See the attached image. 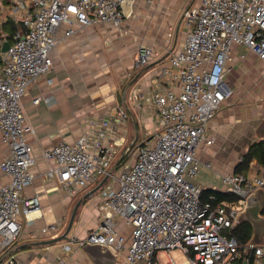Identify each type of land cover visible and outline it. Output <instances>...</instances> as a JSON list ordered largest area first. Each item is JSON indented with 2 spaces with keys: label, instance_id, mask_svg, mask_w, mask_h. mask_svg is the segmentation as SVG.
<instances>
[{
  "label": "built area",
  "instance_id": "built-area-1",
  "mask_svg": "<svg viewBox=\"0 0 264 264\" xmlns=\"http://www.w3.org/2000/svg\"><path fill=\"white\" fill-rule=\"evenodd\" d=\"M137 1L10 0L11 20L25 30L14 34L6 52V41H0V133L9 149L0 163L6 178L0 177V264H26L12 249L21 237L22 220L31 222L40 209L38 195L24 196L37 178L32 171L37 158L28 140L34 130L25 115L24 97L39 77L50 73L52 51L60 43L78 28L120 27L133 17ZM184 22L186 38L158 77L161 83L176 84L179 92L162 86L135 88L129 94L131 104L150 112L157 126L145 134L133 164L127 167L125 162L118 174H110L129 142V112L117 109L89 119L75 143L44 151L49 164L44 178L75 193L108 176L101 188L100 222L79 244L104 247L120 264H264V243L243 245L233 234L249 197L264 192V167L252 162L247 174L222 176L219 192L235 197L233 201L211 196L203 202V190L192 182L201 171L196 150L214 142L209 124L233 96L226 77L234 47L246 46L264 62V0H200L185 11ZM154 57L152 46L140 45L134 69L149 66ZM41 101L51 103L48 98L33 103ZM119 224L129 235L121 233ZM59 229L50 225L42 233L57 234ZM64 249L69 252L71 247ZM171 252L184 260L176 261Z\"/></svg>",
  "mask_w": 264,
  "mask_h": 264
},
{
  "label": "crops",
  "instance_id": "crops-1",
  "mask_svg": "<svg viewBox=\"0 0 264 264\" xmlns=\"http://www.w3.org/2000/svg\"><path fill=\"white\" fill-rule=\"evenodd\" d=\"M150 1H137L133 17L118 28L105 24L78 28L76 35L52 51V70L39 77L24 97L25 115L34 130L28 140L37 158L32 168L37 178L24 190V196L38 195L40 203L31 222L22 220L21 237L12 249L13 255L26 264L106 262L102 250L92 248L90 253L87 251L90 248L79 244L100 222L101 189L91 193L102 180L88 189L67 192L56 180L49 182L44 178L49 164L42 153L62 142L75 143L86 131L89 119L105 117L117 109L129 112L128 140L132 138V126L137 140L138 127L144 128L145 133L156 130L153 115L144 108H135L129 94L135 88L154 90L162 86L179 92L176 84L169 85L166 80L161 83L158 77L162 67L169 63L171 53L179 51L186 38L183 34L187 31H180L181 26L186 27L181 20L184 21L185 11L195 6L196 0L187 7V0ZM9 2L0 0V25L12 16ZM59 35H63V29ZM142 44L152 46L155 57L149 66L135 70L133 62ZM232 58L226 81L233 96L209 124L208 136L214 142L201 144L196 150L201 171L192 182L203 191L222 190V176L234 173L250 146L264 140V62L246 46L239 45L234 47ZM37 98H48L51 103L41 101L36 105L33 101ZM8 153L0 133V163ZM0 177L6 179L1 171ZM76 207L71 230L62 239ZM50 225L60 227L57 234L42 233ZM65 245L71 247L69 252ZM107 255L111 253L108 251ZM111 264L120 262L113 260Z\"/></svg>",
  "mask_w": 264,
  "mask_h": 264
},
{
  "label": "trees",
  "instance_id": "trees-1",
  "mask_svg": "<svg viewBox=\"0 0 264 264\" xmlns=\"http://www.w3.org/2000/svg\"><path fill=\"white\" fill-rule=\"evenodd\" d=\"M10 4L11 3L9 2L8 5ZM18 30L24 31L25 29L21 23H15L13 20L7 19L4 23L0 25V41H8L9 43H11L14 34ZM134 139H135V135L132 136L131 140H129L127 146L123 149L120 156L123 154V152L128 147V145L132 141H134ZM139 140L140 139H138L136 142H139ZM139 145L140 144H137V146ZM131 153H129L123 159L121 164H124L127 161V158L128 156H130ZM254 161L257 163L259 168L264 167V140L250 146L249 151L243 155L242 161L236 167L234 174H247L249 172L251 163ZM211 196H214L217 201H222V200L233 201L236 199L231 195H225L219 191L205 190L202 193V201L207 202ZM252 233H253V228L247 222L241 223L240 226L233 232V234L238 237L240 243L243 245L247 244L250 241V239L252 238Z\"/></svg>",
  "mask_w": 264,
  "mask_h": 264
},
{
  "label": "water",
  "instance_id": "water-1",
  "mask_svg": "<svg viewBox=\"0 0 264 264\" xmlns=\"http://www.w3.org/2000/svg\"><path fill=\"white\" fill-rule=\"evenodd\" d=\"M9 46H10V43L8 41H6L4 43V45H3L2 51L6 52L9 49ZM136 134H137V130H136ZM137 137H138V134L136 136V139L131 142V144L127 147L125 152L115 162V164L113 165V167L110 170V174L115 172L119 168V166H120L121 162L123 161V159L131 151L132 146L136 143ZM107 179H108V176L103 178L102 181L100 182V184L96 187V189L93 190V192L91 194H93L96 191H98L99 189H101L102 186L104 185V183L107 181ZM263 207H264V192L263 191L255 192L254 194H252L249 197L247 208H246L245 212L242 214V217H241V222L242 223L243 222H247L253 228L252 238H251L249 244L258 245V244H261V243L263 244L264 243V217L261 215ZM77 209H78V207H76L75 210L73 211V214H72L68 229L65 232V234L63 235L62 239H66L67 238V235L69 234V232L71 230V227L73 225ZM85 246L87 248H90V249L87 250L88 252H90L89 250L92 251V248H96V249L99 248L100 250H102V252H103L102 256L106 260L105 264H111L113 262V260L114 261L116 260L115 256L108 249H106L104 247L92 246V245H85ZM108 251L111 253V255H109V256L107 255ZM101 262L102 261H100V263Z\"/></svg>",
  "mask_w": 264,
  "mask_h": 264
},
{
  "label": "rangeland",
  "instance_id": "rangeland-1",
  "mask_svg": "<svg viewBox=\"0 0 264 264\" xmlns=\"http://www.w3.org/2000/svg\"><path fill=\"white\" fill-rule=\"evenodd\" d=\"M192 0H187V2H186V6L185 7H187V5L189 6L191 3L193 4V2H191ZM199 0H196V4H197V2H198ZM195 4V5H196ZM5 18V17H4ZM8 19H11V18H8ZM181 22L183 23L184 21H183V19L181 20ZM181 23V24H182ZM180 31H187V28L183 25V26H181V29H180ZM173 36H174V34H173ZM186 35L185 34H183V38L185 37ZM172 39H173V37H172ZM185 39V38H184ZM149 129H152V128H149ZM150 131V130H149ZM138 132H139V134H140V140H139V142H136L133 146H132V149H131V152L133 151L134 152V154L133 155H131V156H128V158H127V161H126V163H127V167H129V166H131L132 164H133V162H134V158H135V152L137 151V144H141L142 143V141L144 140V134H146L145 133V130H144V128H141V127H138ZM150 132H152V131H150ZM135 134V129H134V126H132V129H131V132H130V138L133 136ZM129 138V139H130ZM131 144V143H130ZM129 144V145H130ZM128 145V146H129ZM136 150V151H135ZM130 152V153H131ZM132 152V153H133ZM131 153V154H132ZM123 168V166L121 167H119L114 173L115 174H118L119 172H120V170ZM118 228L119 229H121V233H123V234H126V235H129V229L128 228H126V229H124V228H122V225H118ZM75 230V228H73V231ZM70 236H71V233H70ZM170 257H173L176 261H182V260H184V257L182 256V255H180V254H177V253H174V252H171L170 253V255H169ZM162 259L163 260H166L167 259V257H165V256H163L162 257Z\"/></svg>",
  "mask_w": 264,
  "mask_h": 264
}]
</instances>
